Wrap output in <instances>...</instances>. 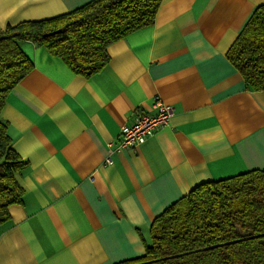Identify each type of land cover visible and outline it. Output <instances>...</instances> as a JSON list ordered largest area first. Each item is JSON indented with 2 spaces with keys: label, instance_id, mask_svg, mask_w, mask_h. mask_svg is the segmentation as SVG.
<instances>
[{
  "label": "crops",
  "instance_id": "crops-1",
  "mask_svg": "<svg viewBox=\"0 0 264 264\" xmlns=\"http://www.w3.org/2000/svg\"><path fill=\"white\" fill-rule=\"evenodd\" d=\"M92 0H0V27ZM264 0H163L155 23L109 46L84 77L31 41L33 70L2 120L28 162L23 202L0 225V264H117L145 255L151 225L203 182L264 169V90L249 89L228 51ZM170 125L135 150L108 144L155 97Z\"/></svg>",
  "mask_w": 264,
  "mask_h": 264
},
{
  "label": "trees",
  "instance_id": "trees-1",
  "mask_svg": "<svg viewBox=\"0 0 264 264\" xmlns=\"http://www.w3.org/2000/svg\"><path fill=\"white\" fill-rule=\"evenodd\" d=\"M163 0H92L70 12L0 27V225L23 202L17 153L1 113L7 96L34 68L20 41L92 77L111 60L109 46L155 23ZM247 87L264 90V4L228 51ZM145 255L117 264H264V169L203 182L158 215Z\"/></svg>",
  "mask_w": 264,
  "mask_h": 264
},
{
  "label": "built area",
  "instance_id": "built-area-1",
  "mask_svg": "<svg viewBox=\"0 0 264 264\" xmlns=\"http://www.w3.org/2000/svg\"><path fill=\"white\" fill-rule=\"evenodd\" d=\"M154 100V112L137 114L131 123L121 127L117 139L108 144L109 156L106 163L113 164V153L126 149L135 150L157 131L170 125L174 113L172 105L167 104L160 96H156Z\"/></svg>",
  "mask_w": 264,
  "mask_h": 264
}]
</instances>
